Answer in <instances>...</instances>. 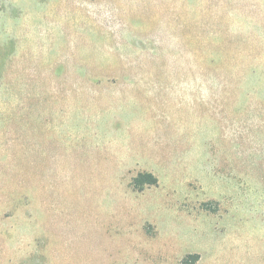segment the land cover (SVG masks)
I'll list each match as a JSON object with an SVG mask.
<instances>
[{"label":"rangeland","instance_id":"obj_1","mask_svg":"<svg viewBox=\"0 0 264 264\" xmlns=\"http://www.w3.org/2000/svg\"><path fill=\"white\" fill-rule=\"evenodd\" d=\"M0 264H264V0H0Z\"/></svg>","mask_w":264,"mask_h":264},{"label":"trees","instance_id":"obj_2","mask_svg":"<svg viewBox=\"0 0 264 264\" xmlns=\"http://www.w3.org/2000/svg\"><path fill=\"white\" fill-rule=\"evenodd\" d=\"M147 183H149V184H150V183H154V182H152V181H151V182H147Z\"/></svg>","mask_w":264,"mask_h":264}]
</instances>
